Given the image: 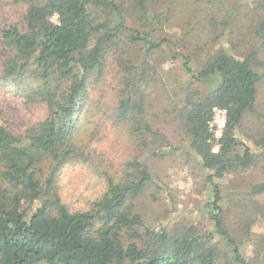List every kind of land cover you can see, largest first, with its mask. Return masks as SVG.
Listing matches in <instances>:
<instances>
[{
    "label": "trees",
    "instance_id": "obj_1",
    "mask_svg": "<svg viewBox=\"0 0 264 264\" xmlns=\"http://www.w3.org/2000/svg\"><path fill=\"white\" fill-rule=\"evenodd\" d=\"M256 2L264 10V0ZM129 3L125 8L117 0H0V264L217 262L212 235L203 236L194 226L151 227L134 213L132 202L152 181L146 161L131 158L119 178L105 173L104 192L85 210H70L56 191L63 167L89 159L78 138L80 114L90 90L105 76L110 54L124 71L115 122L143 149L148 148V136L158 134L147 119L146 63L136 66L128 60L122 41L125 36L128 44L141 42L150 52L176 43L153 41L142 29L127 27L128 20L141 28L148 21V4H155ZM259 28L264 33V21ZM256 54L240 59L219 46L199 61L197 74L190 67L191 55L171 56L196 81L218 79L217 87L198 99L191 92L175 114L189 151L208 173L213 187L206 201L208 215L215 233L229 246L233 264L253 263L242 257L222 220L221 191L214 179L248 169L260 155L254 148H264V136L241 138L245 116L255 111L256 86L264 78V64L261 73L255 70ZM6 102L39 112L19 127L8 117ZM214 106L227 112L218 140L206 126ZM250 193L264 194V183ZM244 227L248 233L250 225Z\"/></svg>",
    "mask_w": 264,
    "mask_h": 264
},
{
    "label": "rangeland",
    "instance_id": "obj_2",
    "mask_svg": "<svg viewBox=\"0 0 264 264\" xmlns=\"http://www.w3.org/2000/svg\"><path fill=\"white\" fill-rule=\"evenodd\" d=\"M117 1L125 8L130 5V0ZM154 3L148 4V21L141 28L128 20L125 25L142 29L150 40H170L176 45L168 48L163 44L160 50L150 52L141 42L128 44L124 36L122 48L126 58L137 63L136 66L146 63L147 119L158 134L148 136V148L143 149L115 122L113 112L124 71L110 54L105 76L90 90L80 114L82 126L78 138L83 139L89 159L83 164L63 167L55 188L70 210H85L104 192L105 173L119 178L131 158L146 161L152 181L132 202L134 213L151 227L161 225L171 230L194 226L201 235H212L219 252L216 264H233L229 246L215 233L208 215L206 201L212 197L213 188L206 179L208 173L189 151L188 138L175 114L191 92L198 93L192 97L198 99L217 87L218 79L196 81L184 72L181 61L171 56L174 52L191 55L190 67L197 74L199 61L203 62L208 51L219 46L240 59L256 52L255 70L261 73L264 33L259 24L264 21V10L256 7V0H154ZM196 47H203V52L195 54ZM256 90L255 111L245 116L241 138L264 136V78ZM16 103L5 104V111L15 125L24 126L37 116V109H23ZM254 150L260 155L251 167L214 179V183L221 191L222 220L239 244L242 257L249 263L264 264L261 238L264 194L250 193L253 186L264 183V148ZM245 224L250 225L248 233Z\"/></svg>",
    "mask_w": 264,
    "mask_h": 264
},
{
    "label": "built area",
    "instance_id": "obj_3",
    "mask_svg": "<svg viewBox=\"0 0 264 264\" xmlns=\"http://www.w3.org/2000/svg\"><path fill=\"white\" fill-rule=\"evenodd\" d=\"M226 118L227 112L225 109L216 106L211 109V115L208 121L206 122V126L215 140H218L221 137L224 127L226 125ZM216 148L218 147L216 146Z\"/></svg>",
    "mask_w": 264,
    "mask_h": 264
}]
</instances>
